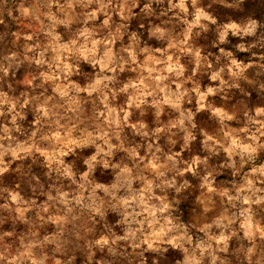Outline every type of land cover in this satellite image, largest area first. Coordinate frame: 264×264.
<instances>
[{"label":"clouds","instance_id":"clouds-1","mask_svg":"<svg viewBox=\"0 0 264 264\" xmlns=\"http://www.w3.org/2000/svg\"><path fill=\"white\" fill-rule=\"evenodd\" d=\"M0 264H264V0H0Z\"/></svg>","mask_w":264,"mask_h":264},{"label":"rangeland","instance_id":"rangeland-1","mask_svg":"<svg viewBox=\"0 0 264 264\" xmlns=\"http://www.w3.org/2000/svg\"><path fill=\"white\" fill-rule=\"evenodd\" d=\"M22 30H24V31H30V29L23 28V26H22ZM253 99H254V100L256 99V97H255V93H253Z\"/></svg>","mask_w":264,"mask_h":264}]
</instances>
